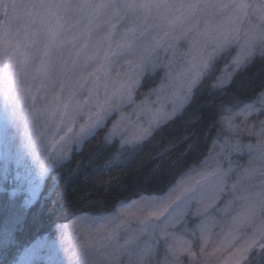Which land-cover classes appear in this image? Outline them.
Wrapping results in <instances>:
<instances>
[{"label":"rangeland","instance_id":"obj_1","mask_svg":"<svg viewBox=\"0 0 264 264\" xmlns=\"http://www.w3.org/2000/svg\"><path fill=\"white\" fill-rule=\"evenodd\" d=\"M0 190L27 206L109 120L106 164L264 52V0H0ZM160 72L147 90L143 73ZM214 84V85H216ZM264 247V89L217 119L203 160L162 195L81 214L11 264H244Z\"/></svg>","mask_w":264,"mask_h":264},{"label":"trees","instance_id":"obj_2","mask_svg":"<svg viewBox=\"0 0 264 264\" xmlns=\"http://www.w3.org/2000/svg\"><path fill=\"white\" fill-rule=\"evenodd\" d=\"M223 59L213 61L183 106L152 126L124 159L106 164L118 148L116 139H106V120L45 175L40 192L27 206L0 190V264H11L29 243L53 235L58 226L81 214L107 213L122 202L164 194L199 164L217 135L219 116L254 100L264 89V52L253 54L225 83L216 84ZM160 69L156 64L147 69L138 89H149ZM257 249L244 264H264V247Z\"/></svg>","mask_w":264,"mask_h":264}]
</instances>
